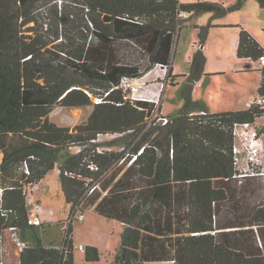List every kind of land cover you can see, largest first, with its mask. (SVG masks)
I'll return each instance as SVG.
<instances>
[{"label": "trees", "instance_id": "trees-1", "mask_svg": "<svg viewBox=\"0 0 264 264\" xmlns=\"http://www.w3.org/2000/svg\"><path fill=\"white\" fill-rule=\"evenodd\" d=\"M245 1L225 6L180 0H0V264L6 229L18 231L26 242L20 264L168 259L174 264H264L260 252L238 249L219 231L215 210L221 202L237 204L234 189L244 192V180L264 177L242 174L234 155V127L258 123L264 106L255 102L243 110L210 112L195 100L194 83L207 60L202 49L195 52L181 87L183 105L167 115V123L163 115L151 121L158 110L155 101H134L122 92L125 78L140 77L155 66H166L162 83H177L182 75L174 73L173 47L186 20L183 12H212L217 18L241 9ZM259 2L264 7V0ZM212 20L195 26L207 28V34ZM238 26L237 55L258 62L262 82L256 97H264V47ZM123 40L142 49L143 64L118 55ZM93 97L101 101L94 103ZM90 104L94 109L88 119L74 126L50 118L57 105ZM259 132L264 139L263 126ZM99 136L112 140L102 142ZM119 144L122 150L113 149ZM71 145L80 146L79 151H69ZM58 162L70 204L60 245L44 242L42 226L50 222H30L26 190ZM115 166L120 170L108 175ZM259 193L256 221L264 220V185ZM92 207L123 223L121 243L111 260H102L97 246L83 245L85 258L78 262L73 223ZM258 227L255 223L249 230L262 244Z\"/></svg>", "mask_w": 264, "mask_h": 264}, {"label": "rangeland", "instance_id": "rangeland-1", "mask_svg": "<svg viewBox=\"0 0 264 264\" xmlns=\"http://www.w3.org/2000/svg\"><path fill=\"white\" fill-rule=\"evenodd\" d=\"M188 1V0H187ZM197 1H204V0H189V2H197ZM212 1V0H206ZM214 2H218V0H213ZM185 2V0H182ZM204 12L199 15L196 12L191 13V15L185 20L188 22H193L195 18L199 16H204ZM228 16V15H227ZM229 19L235 21V24H240L243 27L249 29L252 33H256L262 40L264 41V7L259 2V0H249L246 4L244 3L243 7L239 10L230 12ZM204 19V17H203ZM202 19V20H203ZM213 18V15L206 17L207 23H204L203 26H206ZM184 22V23H185ZM202 27V25H200ZM198 31L192 29L196 34L195 37H192L191 30L187 28L181 33L179 42H176L173 47V62L176 67V70H185L186 72H190L191 65L189 61L193 60V56L198 49H203L204 44H212L215 45V38L214 36H220L227 38L225 36V32L222 35L220 29H214L212 32L209 33L211 27L208 28V33H203L204 29L207 28H200L198 27ZM233 31V30H230ZM254 33V34H255ZM177 38V34L175 36ZM258 37V38H259ZM228 39V38H227ZM231 39V37H229ZM260 40V39H259ZM262 42V41H261ZM119 46V56L126 57L131 62L134 63H142L144 62V55L142 53V49L138 47L136 44L132 43L131 41H120ZM189 46L195 47L194 50L191 49L189 53L192 58H188V49ZM206 51V52H205ZM205 53L211 54L214 53L213 47L208 46L205 50ZM206 54V55H207ZM61 56L65 57V55L60 54ZM64 59V58H63ZM259 65V64H258ZM190 67V69H189ZM256 77L255 74L249 77V79H253ZM164 78H167V72L164 70L162 71L160 66H155L152 70L145 72L140 77H135L127 81L128 86L123 85L122 92L127 94L131 99L136 100H151L155 101L156 105L158 106V110L153 112V116L151 121L156 116H161L164 114L165 116L168 115L167 110H173L179 104V100L181 99V87L176 86H169L162 83ZM209 81L207 80V83ZM167 88V90H166ZM166 91V96H164V92ZM164 96V102H163ZM93 102L96 103L95 97H93ZM165 104V108L167 110L160 111V106ZM58 111H55V110ZM94 109V105H86V106H62L57 105L50 113V118L53 122L57 123L61 126H74L76 124L85 122L89 115L92 113ZM55 111V112H54ZM56 113V114H55ZM75 114V115H74ZM58 116V117H57ZM68 116V117H67ZM64 117V118H63ZM67 118V119H66ZM63 119V120H62ZM66 119V120H65ZM69 119V120H68ZM65 120V121H64ZM258 124L264 127V117L258 120ZM99 141L108 142L112 140L111 138H102L99 136ZM97 139V140H98ZM264 143V139H263ZM124 145H117L114 146L113 149L115 150H122ZM80 146L78 145H71L68 150L71 152L79 151ZM132 158V156H130ZM262 158V157H261ZM129 162V161H128ZM246 164V163H244ZM262 167H264V161L262 158ZM61 162H58L57 165L47 173V177L39 184V185H27V195L29 198V209L31 212H35L38 214L39 218L42 221L50 222L51 225L42 226L43 228V239L45 244H62L64 237H65V228L67 227L70 219V204L67 202L65 195L62 190L61 186ZM120 170V166H115L109 172L108 175L111 173H116ZM87 203V201L85 202ZM83 203V206H85ZM80 212V211H78ZM77 212V213H78ZM76 213V215H78ZM86 218L89 219L90 216L95 217V221L93 219L92 223L96 226L92 229L88 230L82 223L85 221L84 216L83 218H76L74 220V230L73 235L77 242H84V240H98L103 244H106L105 239L108 241L110 247H117L119 248L121 243V230L117 229L121 227L123 230V224L120 221H115L113 219H109L99 215L98 213L92 211L85 212ZM98 216H95V215ZM90 221V219L88 220ZM91 224V222H90ZM116 229V232H115ZM104 232L103 234L100 231ZM121 231V232H120ZM107 233V234H105ZM18 231L12 229H6L3 234V246H2V264H20V253L25 245L20 248L18 245L19 238H18ZM116 237H120L118 241ZM117 242V243H116ZM80 244H75L74 254L76 259H80L83 255L85 256V252L79 249ZM116 252V251H115ZM83 256V257H84ZM154 264H174L173 261H163V262H156Z\"/></svg>", "mask_w": 264, "mask_h": 264}, {"label": "crops", "instance_id": "crops-1", "mask_svg": "<svg viewBox=\"0 0 264 264\" xmlns=\"http://www.w3.org/2000/svg\"><path fill=\"white\" fill-rule=\"evenodd\" d=\"M182 2V0H180ZM206 1V0H204ZM213 1V0H212ZM236 0H218V3H221L225 6H228L231 3H234ZM249 0L245 1V4ZM189 0H185L183 3H188ZM214 2V1H213ZM229 14H226L222 17H217L212 20L214 24L211 26L212 32L214 29L224 30L219 33L222 35L225 32V36L228 38L220 37V36H212L215 38V45L212 44H204L203 51L208 47H213L214 53L207 54L205 53L207 60L204 68V72L199 78V80L195 81L194 88L192 91L193 98L195 100L202 101L207 109L210 112H219V111H229V110H243L250 107L251 101L259 94L258 89L261 85L262 73L260 70V66L256 60L240 58L237 55L238 43L240 37V24H235L236 22L232 19H229ZM182 15L187 19L191 14L182 13ZM213 15L212 12H208L204 14V19L202 16L195 18L193 22L184 21L183 27L180 32L177 34L176 42H179L181 33L189 28L191 30L192 37H195L196 34L192 29L198 31V27L195 25H204L207 23L206 17ZM228 15V16H227ZM203 19V20H202ZM243 27V26H242ZM247 29L246 27H244ZM233 30V31H230ZM264 47V41L260 38L255 32L252 33L249 29H247ZM197 37V36H196ZM231 37V39H229ZM259 37V38H258ZM260 39V40H259ZM262 41V42H261ZM175 42V44H176ZM194 50L192 46H189L188 49V58H192L190 56L191 49ZM189 64H192V60L189 61ZM174 65V62H173ZM190 69V67H189ZM174 73L181 74L177 79V83L169 86L182 87V85L186 82V79L189 75V71L185 70H176L174 65ZM252 74H255L256 77L253 79H249ZM207 80L209 81L207 83ZM166 88V90H167ZM164 96H166V91L164 92ZM163 96V102H164ZM183 105V98L179 100V104L173 110H167L165 108V104H162L163 109L167 110L168 114L177 113L178 109ZM264 158V157H263ZM47 177V176H45ZM45 177L37 184L39 185ZM264 177L259 178H249L244 180L242 189L244 192H240L239 190L234 189L235 195L239 197L237 200V204H227V202H221L217 208L215 209L217 212V227L219 231L226 232L225 236H229L230 240L234 245L237 246L238 249L242 251H248L252 253H261L264 256V220L256 221L254 219V209H255V201L260 195L261 186L264 185ZM234 185V184H233ZM232 185V186H233ZM230 191V190H228ZM236 196V197H237ZM86 211H92L97 213L94 208H88ZM84 212L85 221L82 223L88 230L96 227L92 221L95 217L90 216L89 219L86 218ZM99 214V213H98ZM101 215V214H99ZM95 216H98L97 214ZM103 216V215H101ZM106 217V216H103ZM109 218V217H106ZM113 219V218H109ZM117 221L118 219H113ZM120 221V220H118ZM91 222V224H90ZM121 222V221H120ZM258 223V235L261 238L262 244L258 242L257 237L251 232L249 229ZM123 224V223H122ZM117 229L122 231L121 227ZM100 231V230H99ZM120 231V232H121ZM116 232V229H115ZM100 233H104L100 231ZM107 234V233H105ZM74 243L80 245H95L99 248L101 253L102 260H111L114 258L115 253L118 248L114 246L110 247L108 243V239H105L106 244L101 243L98 240H84V242H77L74 235ZM120 237H116L118 241ZM117 243V242H116ZM116 251V252H115ZM84 256V255H83ZM81 257L80 259H76L78 262H82L85 258ZM76 258V256H75ZM164 261H173L172 259L164 260ZM163 262V261H159ZM156 263V262H154ZM153 263V264H154Z\"/></svg>", "mask_w": 264, "mask_h": 264}, {"label": "built area", "instance_id": "built-area-1", "mask_svg": "<svg viewBox=\"0 0 264 264\" xmlns=\"http://www.w3.org/2000/svg\"><path fill=\"white\" fill-rule=\"evenodd\" d=\"M261 65L264 64V56L261 57L260 61ZM162 70H166V66H161ZM133 78H125L123 80V85L128 86L127 81ZM95 101H101L100 97H95ZM258 103L261 106H264V97L258 96L254 98L250 105L253 103ZM161 120L163 123L168 122V117L162 114ZM262 126V125H260ZM259 126V127H260ZM258 123H241L236 124L234 127V137H235V145H234V155L235 161L237 163L238 168L241 170L242 174L248 173H264V167L262 170H258V167L262 165V158L264 157V143H263V134L260 135ZM262 157V158H261ZM246 163V164H244ZM31 223L40 224L41 219L38 214H35L33 211L31 214ZM18 245L22 248L25 245V242L19 239ZM81 249L83 245L79 246Z\"/></svg>", "mask_w": 264, "mask_h": 264}, {"label": "bare ground", "instance_id": "bare-ground-1", "mask_svg": "<svg viewBox=\"0 0 264 264\" xmlns=\"http://www.w3.org/2000/svg\"><path fill=\"white\" fill-rule=\"evenodd\" d=\"M55 111H58V110L56 109ZM55 111H54V112H55ZM55 114H56V113H55ZM74 115H75V114H74ZM57 117H58V116H57ZM67 117H68V116H67ZM63 118H64V117H63ZM66 119H67V118H66ZM66 119H65V120H66ZM62 120H63V119H62ZM65 120H64V121H65ZM68 120H69V119H68Z\"/></svg>", "mask_w": 264, "mask_h": 264}]
</instances>
